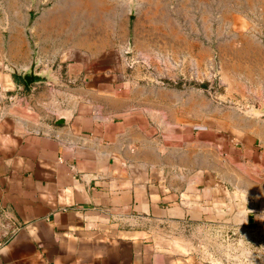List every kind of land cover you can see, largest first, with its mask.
<instances>
[{
	"label": "crops",
	"instance_id": "obj_1",
	"mask_svg": "<svg viewBox=\"0 0 264 264\" xmlns=\"http://www.w3.org/2000/svg\"><path fill=\"white\" fill-rule=\"evenodd\" d=\"M62 33L35 45L60 86L25 84L23 31L0 42V264H225L176 234L264 240V118H218L206 96L127 78Z\"/></svg>",
	"mask_w": 264,
	"mask_h": 264
},
{
	"label": "rangeland",
	"instance_id": "obj_2",
	"mask_svg": "<svg viewBox=\"0 0 264 264\" xmlns=\"http://www.w3.org/2000/svg\"><path fill=\"white\" fill-rule=\"evenodd\" d=\"M74 2L0 0L1 48L8 47L11 32L23 31L32 61L35 45L53 43L58 31L79 36L77 47H95L99 60L112 54L113 70L127 78L204 95L218 118L229 111L264 118V0H78L64 6ZM58 4L54 22L51 10ZM56 64L42 61L38 69L55 71ZM5 65L10 70L13 64ZM55 73L60 82L49 86L63 84L64 74ZM178 233L192 254L225 264H264V240L253 235L213 227Z\"/></svg>",
	"mask_w": 264,
	"mask_h": 264
},
{
	"label": "water",
	"instance_id": "obj_3",
	"mask_svg": "<svg viewBox=\"0 0 264 264\" xmlns=\"http://www.w3.org/2000/svg\"><path fill=\"white\" fill-rule=\"evenodd\" d=\"M39 61L33 58L28 68L22 72V78L26 85L32 86L34 83L45 82V83H58L60 82L58 76L52 71L50 68H46L40 70L38 72L35 71L37 65H39ZM10 70L14 73H20V71L13 65H10ZM261 114H264V106L260 110ZM57 123L62 122L61 119L56 120Z\"/></svg>",
	"mask_w": 264,
	"mask_h": 264
}]
</instances>
